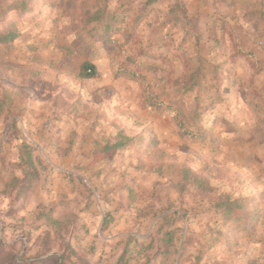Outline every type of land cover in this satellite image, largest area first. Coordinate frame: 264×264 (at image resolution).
<instances>
[{"label":"rangeland","instance_id":"1","mask_svg":"<svg viewBox=\"0 0 264 264\" xmlns=\"http://www.w3.org/2000/svg\"><path fill=\"white\" fill-rule=\"evenodd\" d=\"M81 1L67 10L66 3L43 7L18 23L19 37L0 44V264H264V64L241 66L245 80L240 86H246L242 104L226 103L221 120L217 113L209 117V100L221 98V85L238 83L229 67L222 61L209 63V46L201 53L193 51L191 60L186 46L180 55L174 48L168 56L166 46L176 40L173 32H149L159 35L165 49L151 53L156 61L142 66L144 77L153 74V86L146 83L143 90L146 95L152 87L157 91L155 100L162 105L158 111L164 110L170 127L162 142L152 146L142 141L147 132L128 135L136 140L121 149L136 157L132 175H114L111 166L101 168L103 176L91 173L93 161L79 157L98 145L77 144L73 136L47 142L27 137L24 127L46 114L52 93L61 96L91 54L89 47L77 46L73 28L80 26ZM84 1L91 10L122 14L128 31L147 13L143 0H133V14L119 6L123 0ZM177 7L184 14L183 5ZM196 33L193 42L202 35ZM203 35L209 37V25ZM211 36L220 44L218 33ZM131 42L137 49V32ZM87 43L96 44L91 39ZM256 44L264 47V37ZM115 49L107 62L122 73L125 49ZM192 74L195 88L179 90L174 78L186 80ZM211 87L218 97L209 95ZM212 124L218 125L209 132ZM24 145L38 176L17 196L11 181L30 169ZM184 169L212 189L185 182ZM181 180L182 189L177 184ZM227 198L238 199L239 213H251L246 218L251 222L240 230H231L235 218L228 220L220 210Z\"/></svg>","mask_w":264,"mask_h":264},{"label":"crops","instance_id":"2","mask_svg":"<svg viewBox=\"0 0 264 264\" xmlns=\"http://www.w3.org/2000/svg\"><path fill=\"white\" fill-rule=\"evenodd\" d=\"M143 1L142 9L147 12L145 17L143 15L140 18L137 17L139 19L130 25V30L134 29L139 38L135 47L137 49L139 47L147 48L148 55L151 53L156 55L164 50L165 46L159 44V35L150 34L157 30L170 31L174 34L176 40L173 45L166 46L168 56L174 48L178 49L173 53L178 52L180 55L181 47L186 46L189 48L188 56L191 60L194 55L193 51L197 52L199 49V53H201L209 46V63L217 64L222 61L226 68L229 67L231 79L238 82L232 86L226 83L221 85L219 90L221 98L209 100V117L217 113L218 119L221 120V109H224L223 106L226 103L231 102L236 106L242 104L246 86H240V82L245 80V73L240 67L254 61L257 65L264 64V47H259L256 44L258 37H264V18L261 17L264 0H154L150 4L146 3L147 0ZM133 2V0H123L119 6L123 5V8H127L126 10L133 14L132 8L137 6V3ZM177 4L183 5L184 14L178 12ZM183 7H179V9L182 10ZM171 10L173 14H171ZM135 12L136 15L139 14L138 11ZM112 14L123 19L118 25L119 32L113 35L118 45L107 44L102 40L96 41L94 47L89 46L88 48L91 50V54L84 57L82 61L90 60L94 63L98 75L92 78H82L79 76L78 67V79L70 82L67 85V90L61 96L59 93H52L51 103L46 109V114L39 116L24 127L29 133L27 137L33 142L43 139L46 142L56 138L69 139L73 136V141L77 144L98 145L93 147L89 153H81L79 158L93 161L94 166L91 165L88 170L91 173L94 171L95 174L100 173L99 176H103L101 168L108 166L114 169L112 173L114 175L133 174L136 157H133L129 150L121 149L123 146L114 149L111 157L99 158L101 156L97 155V149L102 148L105 144L116 142L119 133L132 136L144 131L148 134L142 140L143 142L157 141L160 143L166 136L165 131L170 127V119L164 110L153 109L145 100L146 93H144L143 85L151 83L153 74L147 73L146 77L143 76L142 79L133 77L134 65L147 66L151 61H156V58L148 57L146 62L144 58L138 57L128 63L125 59V66L122 67L124 72L122 73H117L114 68H109L107 60H111L112 52L117 50L115 48L125 49L123 53L127 58L134 56L136 50L134 46L131 47V40L126 41L128 28L123 29L124 17L122 14ZM149 22L152 26L147 25ZM208 25L209 37H204L203 34ZM213 31L218 33L221 38L220 44L216 43L211 36ZM196 32L202 34L199 42L195 39L194 42L190 40L194 34H198ZM165 54L163 53L162 56H166ZM172 58L177 62L175 65L180 68L179 58L175 56ZM195 62L197 63V60ZM249 69L250 72H253L251 67ZM211 70L213 71L214 67ZM209 75V80L213 79L214 73L211 72ZM178 88L184 92L182 87ZM156 92L152 87L148 95L155 100ZM215 93L216 90L213 91L211 87L209 95ZM216 94L218 97V93ZM224 97H228L230 100L223 102ZM224 111L226 112L225 109ZM217 125H209V132L215 130ZM119 150L120 155L117 154ZM108 159H110V165L107 162ZM137 175H140V172Z\"/></svg>","mask_w":264,"mask_h":264},{"label":"trees","instance_id":"3","mask_svg":"<svg viewBox=\"0 0 264 264\" xmlns=\"http://www.w3.org/2000/svg\"><path fill=\"white\" fill-rule=\"evenodd\" d=\"M154 0H147L146 3L150 4ZM66 3L64 5V9H68L70 6L74 8L76 5V0H0V44L8 45L12 43L17 37L21 35V32L18 28V23L24 20H30L35 15L34 12L41 10L45 6L53 7L57 4ZM123 19L117 18L115 15H107L105 11H101L100 9L91 10L86 6L85 1L80 2V13H79V25H74L73 28L76 32V35L79 37V42L77 46L85 50L89 47L87 43V39H91L94 42L102 40L107 44H115L116 39L113 38V35L118 33V25L122 22ZM77 21V22H78ZM134 28V26H133ZM135 34V30L131 29L126 33V41H130L132 36ZM147 49V48H146ZM145 48L139 47L135 50V55L128 57L126 62H133L136 58H146L153 57L154 55H148L147 50ZM238 52H241L238 50ZM160 59H164L161 57ZM134 76L139 79H142L144 76V72L146 69L142 68L141 65L136 64V69H134ZM98 75L96 70V66L90 60H85L79 66V76L82 78H92ZM190 82V83H188ZM192 82H196L194 75L189 76L188 79H174V83L179 85L184 89V92L191 91L194 88ZM145 100L147 104L153 109L160 110L162 107L161 103L156 100H153L150 96L146 95ZM133 137H128L122 133L118 134V140L112 144H105L102 148L97 149V155L101 156L99 158H108L113 154L114 149L120 148L122 146H129L130 143H133ZM156 142H151V146L155 145ZM25 146V145H24ZM108 154H110L108 156ZM25 156L26 161L29 166V170L25 171L21 178H13L11 181V185L14 188H17V196H22L26 191H28L31 187L33 178L38 176L37 169L33 166L32 156L28 149L25 146ZM183 180L185 182L194 181L199 182L200 190L208 191L212 188L203 185L204 181H200L197 174L189 169H184ZM181 189L184 187L185 183H182V180L177 183ZM255 198V197H253ZM238 199L231 200L229 198L225 199L220 204V210L226 213V217L228 220L231 218H235V222L233 225V229L231 230H240L246 226L247 223L251 221L249 218L251 213H239L240 205H237ZM247 220L245 223L243 220Z\"/></svg>","mask_w":264,"mask_h":264},{"label":"built area","instance_id":"4","mask_svg":"<svg viewBox=\"0 0 264 264\" xmlns=\"http://www.w3.org/2000/svg\"><path fill=\"white\" fill-rule=\"evenodd\" d=\"M262 44H263V42H262V41H260V42H259V45H262ZM84 181H85V182H87V180H86V179H84Z\"/></svg>","mask_w":264,"mask_h":264}]
</instances>
